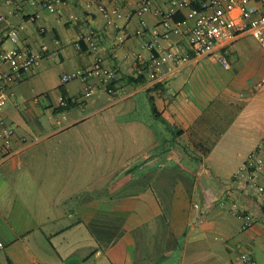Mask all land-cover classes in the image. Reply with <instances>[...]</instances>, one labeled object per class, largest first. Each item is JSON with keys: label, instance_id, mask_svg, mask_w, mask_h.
<instances>
[{"label": "crops", "instance_id": "1", "mask_svg": "<svg viewBox=\"0 0 264 264\" xmlns=\"http://www.w3.org/2000/svg\"><path fill=\"white\" fill-rule=\"evenodd\" d=\"M13 1L21 9L0 0V49L46 44L52 54L0 109L15 128L8 147L0 137V264H236L245 252L264 264L262 197L235 176L264 139L258 39L243 31L196 55L186 9L170 30L155 12L138 14L143 0ZM22 22L19 41L6 38ZM167 51L183 60L153 79V58ZM98 57L118 79H93V93L62 80Z\"/></svg>", "mask_w": 264, "mask_h": 264}, {"label": "built area", "instance_id": "2", "mask_svg": "<svg viewBox=\"0 0 264 264\" xmlns=\"http://www.w3.org/2000/svg\"><path fill=\"white\" fill-rule=\"evenodd\" d=\"M13 3L16 9H21L20 3L13 0H6ZM61 0H45L43 5L49 9H55ZM264 5V0H259ZM187 10V18L193 23L189 27V40L196 55H212L215 47L223 42L233 40L243 31L251 32L260 42L264 49V11L252 0H169L166 8L156 7L153 0H143L138 10L139 15L153 11L160 16V23L170 29L177 30L175 15L181 10ZM39 13H35L32 19H37ZM6 15L0 10V21H5ZM139 30V34L146 32V24ZM26 28L22 22L18 25H11L6 31V38L18 42L21 32ZM91 36H89V39ZM90 46L97 48L95 41L90 39ZM52 54L49 47L43 44L39 50L29 46H15L12 48L0 49V109L3 108L9 98V88L25 78L27 73L36 70L42 59ZM220 62L229 67V60L225 54H219ZM183 57L173 51L164 52L153 58L151 77H158L161 66L171 63H181ZM119 71L116 68L103 64L98 57L96 62L84 68L65 73L62 77L64 82L73 79H80L85 82V91L93 93L97 90L93 79H98L102 84H109L118 79ZM66 105V99L63 101ZM15 134V128L10 125L0 112V137L6 140L8 147ZM236 177L244 179L251 188H254L262 197L264 208V139L253 149L244 163L235 173ZM235 213L243 219L244 228L254 222V216L243 210L238 203L233 204ZM264 213V212H263ZM1 246V245H0ZM236 264H257V260L250 253H243Z\"/></svg>", "mask_w": 264, "mask_h": 264}, {"label": "trees", "instance_id": "3", "mask_svg": "<svg viewBox=\"0 0 264 264\" xmlns=\"http://www.w3.org/2000/svg\"><path fill=\"white\" fill-rule=\"evenodd\" d=\"M143 78V77H142ZM143 79H141L140 77H130L129 81L133 82V83H139L140 81H142Z\"/></svg>", "mask_w": 264, "mask_h": 264}]
</instances>
